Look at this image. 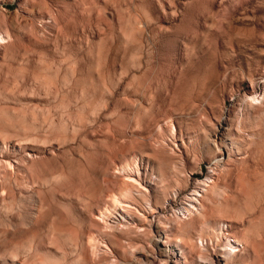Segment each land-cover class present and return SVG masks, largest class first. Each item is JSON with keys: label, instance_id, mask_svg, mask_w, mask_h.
Here are the masks:
<instances>
[{"label": "rangeland", "instance_id": "rangeland-1", "mask_svg": "<svg viewBox=\"0 0 264 264\" xmlns=\"http://www.w3.org/2000/svg\"><path fill=\"white\" fill-rule=\"evenodd\" d=\"M149 219L264 264V0H0V264H166Z\"/></svg>", "mask_w": 264, "mask_h": 264}, {"label": "bare ground", "instance_id": "bare-ground-1", "mask_svg": "<svg viewBox=\"0 0 264 264\" xmlns=\"http://www.w3.org/2000/svg\"><path fill=\"white\" fill-rule=\"evenodd\" d=\"M193 197V196H192ZM183 213V212H182ZM180 214V213H179ZM189 217V216H188ZM149 224V228L151 232H157L155 236H152L153 242L155 247L161 252L162 254H166L165 262L166 264H183L184 261L188 258L187 254L184 253L182 249L186 248L187 245L185 243L178 244V240L175 238L172 240L163 227L154 223L153 219H149L147 222ZM234 237V236H233ZM211 238V237H210ZM180 241V240H179ZM188 243V242H187ZM243 243V248L239 249L238 245ZM237 244V245H236ZM209 246V245H208ZM240 246V245H239ZM195 244L189 245V248L193 250ZM223 250L215 249L212 253L208 254L207 256H200L201 258L198 260L199 262L195 264H237V260L235 259L238 257L239 253L237 251H246L247 244L243 241H240L239 238H230V234L225 236V243L222 246ZM255 247V246H254ZM190 250V251H191ZM206 251H210L209 247H205ZM194 252V251H192ZM240 256V255H239ZM162 257V256H161ZM164 259V258H163ZM184 259V261H183ZM204 259V260H202ZM240 263V262H239ZM194 264V263H193Z\"/></svg>", "mask_w": 264, "mask_h": 264}]
</instances>
